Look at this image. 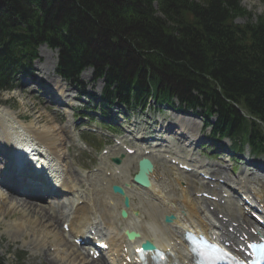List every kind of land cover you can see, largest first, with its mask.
Returning <instances> with one entry per match:
<instances>
[{
    "label": "trees",
    "instance_id": "trees-1",
    "mask_svg": "<svg viewBox=\"0 0 264 264\" xmlns=\"http://www.w3.org/2000/svg\"><path fill=\"white\" fill-rule=\"evenodd\" d=\"M44 43L66 80L88 67L104 78L105 105L177 98L216 116L214 136L264 153V14L253 22L240 0H0V91Z\"/></svg>",
    "mask_w": 264,
    "mask_h": 264
},
{
    "label": "bare ground",
    "instance_id": "bare-ground-1",
    "mask_svg": "<svg viewBox=\"0 0 264 264\" xmlns=\"http://www.w3.org/2000/svg\"><path fill=\"white\" fill-rule=\"evenodd\" d=\"M47 46H43L42 48L50 47ZM56 63L57 60L53 61V65H51V68L53 66L54 71ZM55 76L57 78L56 80H53L52 76L50 75L47 76V79L49 82L58 85L57 94L63 97V88H65L66 86L64 87V84L61 83L60 78L56 74ZM48 94L50 93L48 92ZM4 106V104H0V147L1 149L7 151V153H2L3 156L8 154L9 159L11 160L17 158V156L20 157V155L24 159H29L31 157L29 153H31L36 156L41 155L39 159H45V154L42 152L44 150L41 148V146H44L49 151V153L53 155L54 161L56 157L59 160L65 158V155L63 154V150L61 148L63 141L60 132L64 130L62 127L58 128L62 131H58L54 129L56 126L52 124V126L44 130L39 129L37 131H32V126L33 124L35 125V122H37V120H28L29 117L24 118L20 116V114L25 115L24 110L19 112L18 110H14L11 108L12 112L2 113V108L8 107ZM172 115H175L174 119H176L174 123L176 124V131L174 132V135H177V137L179 136V138H185L186 144L190 146H193L195 141L197 143V129L193 128L190 123H188V121L192 119L187 117V115ZM26 116H28V114ZM193 120L195 122H198V120L194 118ZM47 122L50 123L49 121ZM28 132H32L31 135H28ZM18 140H21V142ZM168 145L169 143L167 142L166 147H170ZM21 148L23 149L21 150ZM18 153H20V155H18ZM135 155L136 156L134 157L138 160L144 157L145 154L143 152H138ZM150 158L153 162H156L151 155ZM176 160L178 163L183 165L190 164V162L186 159L185 160L188 161V163L183 162L182 160H184V158L180 156H177ZM40 161L41 160H38L37 167L34 165H29V168H27L26 170H31V172H26L19 176V179H21V181H23L24 183V187L28 190H23L25 192L21 197H13L12 195H10L13 199L7 208H10L9 206L12 205V202H15L18 206L26 209L29 212V208L33 206V202L30 201L31 198H36L38 201L41 200L50 202L51 197L56 196L53 195V191L51 190V188H47V182L49 183L51 181L47 180L45 176V170H42L43 163ZM45 162L46 160L44 161V163ZM10 164L14 166V169L16 168V166L11 161ZM192 166L194 168H197L198 165L195 163ZM56 167L58 169L57 164ZM62 171L65 177L61 173L57 174L53 172V174L56 177L55 181L61 182L60 188H58L56 191L62 194H66L70 199V213L66 215L68 216V218L62 219V217L58 216L57 214L54 216L56 209L60 212V201L58 200H62L61 198H57L58 200L53 199V201H51L50 211L52 212L49 214V211L44 212L42 211V209L37 210V204H34V207H36L34 209H36L38 212L33 210L32 215L30 214V212L28 214H30L31 217H37V214H39L41 218H37L39 219L40 224H44V221H49L55 227H59L61 226V224H63V222L67 221V223L69 224V233H67L68 236H73L75 234L84 236V234H86V231L88 230L87 228L92 224V220L90 219V206L88 207L87 204L79 205L78 200L80 198H73L74 196H70V193H74V185L75 187H77L79 182L78 179L74 177V175L73 177H70L71 175H69L67 168H64ZM177 174H180L179 169L172 167L168 169V173L164 174V179L160 180L161 174L158 173L157 165H155L153 172L150 174V188L143 189L137 186L135 183L128 182L131 186L140 189V191H142V194H133L129 193L128 189L126 190V192L131 196V206L127 209L128 218L123 219L121 224L117 222L115 213H117L118 210L121 211V209L123 208L122 197L117 196L112 192V183L116 180V177L111 175L107 179V183L105 185H99L97 183L94 184L95 187H98L97 193L95 194V197L92 201V207L94 208L93 212L94 214L95 212L98 213L100 215V218L104 220L107 226L117 230L116 237L106 239V241H108L111 245V250L109 251L113 257V263L111 264H123L126 256L124 247L127 246L129 250H132L134 248V245H137V242L131 243L127 241L126 244L125 242L123 243V237L121 236V234L127 229L140 231V241L150 240L157 246L163 247L164 249L168 250L171 254L169 255V257L173 256L175 258L173 259L174 262H171L168 258L166 264H184L185 259L189 257L188 245L186 244V242H184L183 239L185 231L187 229H192L197 233L206 232L210 230V227L216 226L217 224L221 223L222 220H219L218 218H216V223L207 222L205 217H207L208 215L211 216L212 212L207 208L204 202H201L202 199L197 198L193 194L194 190L191 189V186L189 185L192 181L191 178L193 177L195 181H201L199 177L194 174H189L187 176L191 177L179 178L178 176H176ZM0 175L1 178L3 177L2 179L0 178V192L6 195L3 196L4 198L0 196V199L2 198L0 202L3 203V205H7V202H5V200H7L6 198H9L8 196L12 193V191H14L13 189L18 191V189L21 188L18 186H14L17 181L16 179H12L11 177H9L10 172H7L6 170H0ZM34 176H40L42 178H45L47 181L43 180V183L38 179L39 185H37L33 180V178L36 179ZM55 177L53 176L54 179ZM182 179H184L188 183L186 187L182 185ZM261 187L264 188V185H262ZM73 188L74 190H72ZM260 190L261 192H264V189ZM235 193L236 192H234L233 195H235ZM152 194L156 198L155 201H152V199L148 197V195ZM157 201H159V203H157ZM19 203L22 204L20 205ZM229 203L236 206L234 211L224 209L221 210L220 213H225V216L228 217V221L231 222L230 226H232L234 230L239 231L244 229V227L255 224V221H252L251 217H248V215L243 212L242 208L240 207L239 201L236 200L234 202V199L231 197ZM27 206H29V208ZM2 210L3 206L0 205V212ZM136 211H138L139 213L138 216H134V213ZM171 213L176 216L174 222H172L170 225H164V216ZM5 218H7V214L5 215ZM134 220H137V223L135 225L132 223ZM233 223H235V225ZM18 227H23V224L18 225ZM256 230L258 229L256 228ZM48 235V232L44 233V236L47 237ZM50 237L52 238L51 243L54 246L58 247L56 248L57 251H59L61 248L62 252L66 251L65 255L67 256L63 255V257L61 258L69 263L73 264L74 262H76L75 264H109L108 261H106L102 257L98 259H91L86 251L81 250L74 244L71 245L70 243L66 242L64 236L60 237L57 233L54 232V234H52ZM84 238L87 237L84 236ZM42 239L43 238H41V241H35L36 243H33L40 244L43 241ZM64 246L67 248L63 249ZM44 255H46L44 253V250L42 251V253H39V256L42 258L44 257ZM68 258H71V261H69Z\"/></svg>",
    "mask_w": 264,
    "mask_h": 264
},
{
    "label": "rangeland",
    "instance_id": "rangeland-1",
    "mask_svg": "<svg viewBox=\"0 0 264 264\" xmlns=\"http://www.w3.org/2000/svg\"><path fill=\"white\" fill-rule=\"evenodd\" d=\"M262 1L264 2V0ZM262 1L241 0V3L248 10L253 12L255 18L257 15L264 13V3ZM247 20V17H241L238 19L240 23H244ZM43 46L44 45L39 47V58L33 63V73L36 78L32 79L21 77L20 81L17 82L12 90L0 91V104L8 106L6 108H2L1 112H12L11 108L14 110H18L19 112L24 110L25 115L20 114V116L24 118L29 117L28 120H37V122H35V125L33 124L32 126V131H37L39 129L44 130L52 126V124L56 126L54 129L58 131H62L61 129H58L59 127H62L64 129L60 133L63 141L61 148L63 150L65 158L63 162V159L59 160L57 159V157L55 158V163L58 165L57 174H60V166L64 165L65 168H67L69 175H71L70 177H73L74 175V177L78 179V185L80 186V188L77 191L83 199H86L85 197H89L90 195H92V191L90 189H87L88 182H86V180H82L83 177L82 174H80V167L89 165V163L91 162V157H93V155L91 154L92 148H88L87 150L79 148L80 144L78 143L77 135H79V130L81 128L88 126L90 127V129L96 128L107 132V122H111L113 125L116 124L117 128L119 129H126L134 126L138 134L142 132L150 133L156 132V130H158L162 126H165L167 123L174 122V115L172 114L176 113L169 108H165L166 106H159L154 104L148 106L145 109L138 108L135 111L131 112H128L123 106L117 105L112 109L113 118L106 119V117L102 116L101 113H95L91 108L94 106V100L92 96H98L101 94L103 83L101 81H96L93 79V72L90 69H86L82 73V83L80 86L65 84L64 87L66 86V88H63V97L61 95H58L56 86L49 82L47 79L48 75L52 76L53 80L56 79L54 72L56 71L58 64V50L52 49L47 45L46 46L48 48H42ZM55 60H57V63L55 65L54 71L53 66L51 68V65H53V61ZM45 88H50L53 91L52 93L54 94H48ZM55 98L58 99V103L54 102ZM26 113L28 114V116H26ZM85 114L89 115V118L92 121H89L88 123L86 121L81 122L80 116H85ZM73 116L79 118L76 119ZM187 117L192 119L188 121V123H190L193 128H196L199 134V142L196 145H200V147H196L194 151L199 153L205 152V150H202V147L209 141L207 139V135H209L210 132L209 129L205 130L203 120H199L194 116L187 115ZM193 118L198 120L199 123L195 122ZM47 121H49L51 124ZM80 122L85 124H80ZM127 130L129 131V129ZM134 138L135 137H128L129 140H133L132 142H130V144L133 146L137 145V142H135ZM92 139L93 140H91L90 144H93L95 148L99 150L101 149L102 145H104V143H110L111 145L113 144L112 140H107L108 138L102 137L100 135H93ZM176 140L177 142H179V140L176 139L174 135H172V141L176 142ZM183 141L184 140H182V142ZM221 144L226 149L231 145V141L229 139H225L221 142ZM117 150L119 152H124L122 149L118 148V146L113 145L112 151H114V153L110 155H100V160L96 162L95 167L104 166V169L108 168L109 170H111L112 167L115 168V166L111 165V158L118 155ZM2 153H7V151L1 149L0 147V170L4 171L7 166L10 165V161L5 160V158L1 156ZM85 153L90 154V159ZM219 155V158L223 157L225 159L226 173L229 174L230 177H235L230 169L233 168V166H235L237 174L240 173L244 176L246 170H248L245 164V160L234 162L233 157L240 156L239 160L244 156L247 157L249 155V149L246 150V154L244 155L228 154L227 151ZM128 158L129 160L124 165L125 167L122 169L121 176H118L116 179L125 181L128 180V177H130L129 169H132L135 158L134 156H129ZM92 160L94 161V159ZM163 161L164 160L162 158H157L159 171L167 170V166ZM40 162L44 163V161ZM195 163L198 164L196 161H194L193 164ZM136 170L137 167L135 166V169L133 171L136 172ZM98 173L101 172L90 173L91 176L89 178V183L93 182L94 184L97 181H99L100 183V181L102 180V176L99 180H92V177L96 176V174ZM61 174H63V171ZM115 183H119V181H116ZM74 188L72 190H74ZM10 195H12L13 197L19 196L17 192H12L11 194H9V196L7 195L9 198H6L7 200H5V202H7V205H3V203L0 202V205L3 206V210L0 212V257L4 258L8 262H11L14 261L17 254H21L26 256L27 264H72L61 258L63 257V255L67 256L65 255L66 251L62 252V248L59 251L53 250L54 247H58L54 246L51 243L52 238L50 236L54 234V232L57 233L60 237L63 236L62 227H55L49 221H44V224H40L38 218H41V216L39 214H37L38 218L36 216H30V214L32 215L33 210L37 211L42 209V211L44 212L49 211L48 214L51 213V201H53V199L61 198L62 200L57 199L61 203H59L60 212L56 208V211L55 209L54 211L58 216L64 219L65 216L70 212V201L67 195L62 194V196H58L55 198L51 197V201H48V203L30 199V201L33 202V206H31L30 208L29 206H27L29 208L30 214H28L29 212L26 209L18 206L15 202H12V205L9 206L10 208H7L13 199ZM0 196L4 198L3 196L6 195L0 192ZM19 204L21 205L22 203ZM34 204H37V210L34 209L36 208L34 207ZM6 214L7 218H5ZM20 224H23V227L19 228L18 225ZM45 232H48L49 234L47 237L44 236ZM41 238H43V241L40 244H34L36 243L35 241H41ZM65 240L69 241V239L66 238V235ZM64 248L66 249L67 247L64 246L63 249ZM43 250L46 255H44V257L42 258L39 256V253H42ZM68 260L71 261V258H68ZM75 263L76 262H74L73 264Z\"/></svg>",
    "mask_w": 264,
    "mask_h": 264
},
{
    "label": "snow or ice",
    "instance_id": "snow-or-ice-1",
    "mask_svg": "<svg viewBox=\"0 0 264 264\" xmlns=\"http://www.w3.org/2000/svg\"><path fill=\"white\" fill-rule=\"evenodd\" d=\"M192 251L198 256L196 264H212V261L217 258L216 254L224 253V249L218 244L211 243L208 240H201L198 245L192 248Z\"/></svg>",
    "mask_w": 264,
    "mask_h": 264
},
{
    "label": "water",
    "instance_id": "water-1",
    "mask_svg": "<svg viewBox=\"0 0 264 264\" xmlns=\"http://www.w3.org/2000/svg\"><path fill=\"white\" fill-rule=\"evenodd\" d=\"M139 165H140V170H139V173L137 174V176L135 177V180L142 185L150 186V180L148 177V173L150 171H152V169H153L152 163L148 159H142L139 162ZM113 190L115 192H119V193L124 195L123 189L119 186H114ZM125 205L129 206V201L127 198L125 199ZM123 214L125 215L124 212H123Z\"/></svg>",
    "mask_w": 264,
    "mask_h": 264
}]
</instances>
